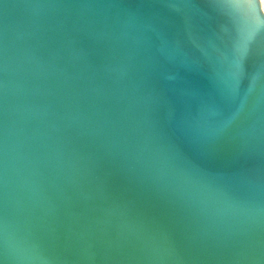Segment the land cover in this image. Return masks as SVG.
<instances>
[{
	"label": "water",
	"instance_id": "obj_1",
	"mask_svg": "<svg viewBox=\"0 0 264 264\" xmlns=\"http://www.w3.org/2000/svg\"><path fill=\"white\" fill-rule=\"evenodd\" d=\"M0 264H264L260 0H0Z\"/></svg>",
	"mask_w": 264,
	"mask_h": 264
},
{
	"label": "snow or ice",
	"instance_id": "obj_2",
	"mask_svg": "<svg viewBox=\"0 0 264 264\" xmlns=\"http://www.w3.org/2000/svg\"><path fill=\"white\" fill-rule=\"evenodd\" d=\"M259 32V29H255L253 34L251 36H248V40L251 41L253 39H255V35L256 33ZM239 55H240V58H241V65H240V70L236 73V78H237V81H239V79L242 77L243 75V70H244V62L246 61L247 57H248V49L247 48H244V49H239Z\"/></svg>",
	"mask_w": 264,
	"mask_h": 264
},
{
	"label": "rangeland",
	"instance_id": "obj_3",
	"mask_svg": "<svg viewBox=\"0 0 264 264\" xmlns=\"http://www.w3.org/2000/svg\"><path fill=\"white\" fill-rule=\"evenodd\" d=\"M260 3H261V6H262V9H263V4H262V0H260ZM263 11H264V9H263Z\"/></svg>",
	"mask_w": 264,
	"mask_h": 264
},
{
	"label": "bare ground",
	"instance_id": "obj_4",
	"mask_svg": "<svg viewBox=\"0 0 264 264\" xmlns=\"http://www.w3.org/2000/svg\"><path fill=\"white\" fill-rule=\"evenodd\" d=\"M262 4H263V9H264V0H262Z\"/></svg>",
	"mask_w": 264,
	"mask_h": 264
}]
</instances>
